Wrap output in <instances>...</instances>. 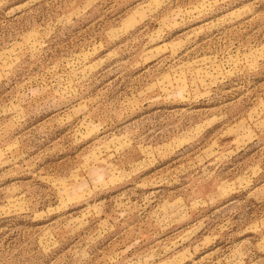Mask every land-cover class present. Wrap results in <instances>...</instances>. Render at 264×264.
<instances>
[{
	"label": "rangeland",
	"instance_id": "rangeland-1",
	"mask_svg": "<svg viewBox=\"0 0 264 264\" xmlns=\"http://www.w3.org/2000/svg\"><path fill=\"white\" fill-rule=\"evenodd\" d=\"M0 264H264V0H0Z\"/></svg>",
	"mask_w": 264,
	"mask_h": 264
}]
</instances>
